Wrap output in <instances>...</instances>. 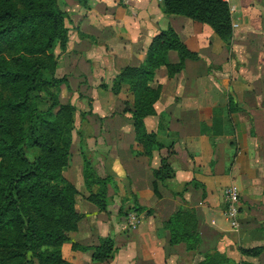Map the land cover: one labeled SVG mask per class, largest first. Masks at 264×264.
<instances>
[{"label":"crops","instance_id":"obj_1","mask_svg":"<svg viewBox=\"0 0 264 264\" xmlns=\"http://www.w3.org/2000/svg\"><path fill=\"white\" fill-rule=\"evenodd\" d=\"M227 2L229 44L205 23L167 15L163 0L60 1L70 35L55 75L65 78L62 95L80 108L91 99V112L104 118L89 157L100 176L112 177L105 210L79 204L83 218L61 246L68 264H199L204 253L215 250L228 264L243 258L264 264V0ZM169 26L200 59L185 60L173 76L165 67L155 70L151 86L159 85L160 93L155 114L144 124L163 147L150 157L137 155L134 127L123 115L134 93L127 85L114 92L112 84L124 67L144 62L153 38ZM166 60L177 62V53L170 50ZM167 154L172 177L156 180L155 192L153 170ZM231 185L239 192L238 229L223 213L224 189ZM133 199L138 212L130 209ZM126 209L133 222L126 220ZM185 209L197 214L196 250L171 245L164 227ZM104 237L114 243L113 257L92 262L89 248ZM256 245L262 246L257 257L240 254V248Z\"/></svg>","mask_w":264,"mask_h":264},{"label":"trees","instance_id":"obj_2","mask_svg":"<svg viewBox=\"0 0 264 264\" xmlns=\"http://www.w3.org/2000/svg\"><path fill=\"white\" fill-rule=\"evenodd\" d=\"M60 1L0 0V264H68L61 246L70 241L83 218L75 207V189L60 175L69 153L75 106L59 103L56 93L48 91L49 86L63 81L55 77V69L70 35L69 17ZM163 3L167 15H184L205 23L229 44L233 28L227 0ZM170 50L177 53V62H167ZM187 59L199 60L200 55L189 50L169 26L153 38L140 66H126L115 76L112 91L127 85L134 93L133 104L123 115L134 127L137 155L150 157L163 147L144 124L145 117L155 114L153 104L160 93L159 85L151 86L155 70L165 67L173 76ZM46 102L45 108L40 107ZM88 105L91 107V100ZM234 109L232 105L230 110ZM30 147L38 150L35 159L27 153ZM168 154L161 156L160 166L153 170L155 192L156 180L172 177ZM83 164L87 199L98 210H105L112 178L99 177L86 156ZM122 202L124 205L126 199ZM130 209L138 212L141 208L133 199ZM164 227L169 230L171 245L198 248L201 239L194 211L174 212ZM72 247L79 246L72 243ZM89 249L92 262H105L113 257L114 243L104 237ZM261 251L262 246L240 248L243 257H257ZM199 264H228V258L210 251ZM239 264L254 263L243 258Z\"/></svg>","mask_w":264,"mask_h":264},{"label":"rangeland","instance_id":"obj_3","mask_svg":"<svg viewBox=\"0 0 264 264\" xmlns=\"http://www.w3.org/2000/svg\"><path fill=\"white\" fill-rule=\"evenodd\" d=\"M56 51L57 49L55 50V52ZM55 77L59 79H63V81H61L58 86L57 85L49 86L48 91L50 93H56L57 101L59 103L61 104L70 103L75 106L74 121L72 124L73 128L71 130V135H70L71 143L69 146V153H68L65 165L61 169L60 175L64 181H67L68 183H70L75 189V195H74L75 202H76L75 207L78 210L80 208L79 204H82L83 201L91 202L87 199L88 191L83 181V167H84L83 157L86 156L90 159L89 157L90 149L92 147L94 148V146L96 145L97 138L98 136H100V135H97L98 126L102 127L103 124L105 125V122L103 120L104 118L99 117L97 114H94L91 112V109H92L91 99H88V100H91V107H89L88 100H87V106H85V103L82 102V105L84 107L80 108L78 107L79 106L78 102H76L77 104L76 105L66 95H62L61 91H63V88H64L63 86H64L65 78L57 77L56 75ZM41 94L44 95L43 92ZM48 103L49 102H46L43 105H40V107L45 108L48 105ZM56 107L54 109H56ZM102 137L104 138V140H106L108 138L107 133L102 134ZM27 153L31 159H35L36 156L38 155V150L36 148L30 147L27 149ZM96 173L99 177L110 176V175L100 176L97 170H96ZM111 182L108 183V188L109 186L112 185ZM107 203H109L108 191H107ZM124 213L126 214L125 215L126 220H129V213L127 209L124 210ZM61 254H62V251H61Z\"/></svg>","mask_w":264,"mask_h":264},{"label":"built area","instance_id":"obj_4","mask_svg":"<svg viewBox=\"0 0 264 264\" xmlns=\"http://www.w3.org/2000/svg\"><path fill=\"white\" fill-rule=\"evenodd\" d=\"M121 4L126 5L129 0H118ZM225 207L224 217L229 223L232 229H238L239 227V192L233 185L224 189ZM132 213V212H131ZM135 216L129 213V220L134 221Z\"/></svg>","mask_w":264,"mask_h":264}]
</instances>
